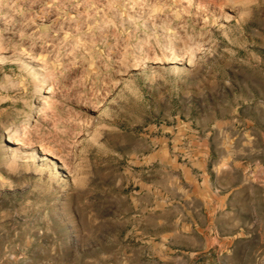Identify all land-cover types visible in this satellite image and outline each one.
Returning <instances> with one entry per match:
<instances>
[{
  "label": "rangeland",
  "instance_id": "1",
  "mask_svg": "<svg viewBox=\"0 0 264 264\" xmlns=\"http://www.w3.org/2000/svg\"><path fill=\"white\" fill-rule=\"evenodd\" d=\"M0 264H264V0H0Z\"/></svg>",
  "mask_w": 264,
  "mask_h": 264
}]
</instances>
